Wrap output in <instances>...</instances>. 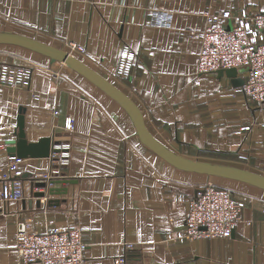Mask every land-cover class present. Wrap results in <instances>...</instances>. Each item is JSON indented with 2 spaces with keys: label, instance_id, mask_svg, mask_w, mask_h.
Returning <instances> with one entry per match:
<instances>
[{
  "label": "crops",
  "instance_id": "crops-1",
  "mask_svg": "<svg viewBox=\"0 0 264 264\" xmlns=\"http://www.w3.org/2000/svg\"><path fill=\"white\" fill-rule=\"evenodd\" d=\"M224 9L263 12L264 0H0V31L65 50L70 41L85 46L75 56L137 106L157 141L187 158L264 176V105L226 74L197 72L203 13ZM125 44L135 58L130 76L118 79ZM2 62L33 70L29 86L0 84L3 158L21 108L29 141L50 135L69 144L70 157L66 164L24 158V197L0 199V264H25L15 248L18 219L41 232L87 228L84 264H116L123 255L134 264H264V188L173 165L141 140L121 103L64 62L0 43ZM243 124L253 128L235 133ZM40 173L62 179L52 184L61 191L36 187ZM208 180L245 200L242 220L229 237L186 239L188 200ZM42 190L38 200L33 192Z\"/></svg>",
  "mask_w": 264,
  "mask_h": 264
},
{
  "label": "built area",
  "instance_id": "built-area-1",
  "mask_svg": "<svg viewBox=\"0 0 264 264\" xmlns=\"http://www.w3.org/2000/svg\"><path fill=\"white\" fill-rule=\"evenodd\" d=\"M204 27L198 31L200 48L197 58L199 74L214 73L220 68L235 67L243 70L242 91L251 100L264 105V11L249 13L245 10L232 12L224 9L219 12L207 10ZM191 32H195L193 29ZM66 50L76 55L85 51V46L70 41ZM135 54L130 45H123L115 70L118 79L130 76ZM33 70L29 65H16L8 62L0 64V84L12 88L29 86ZM195 82L199 83L197 77ZM65 127L73 128L70 118ZM253 127L243 124L235 133L250 131ZM51 157L66 164L69 162V144L55 145ZM24 158L9 155L3 158L0 147V199L3 202L19 201L24 197ZM40 176V177H39ZM49 178L40 173L36 178ZM186 218V239L209 237H229L241 222L246 202L231 189L219 186L212 180L201 185L188 200ZM84 227L53 228L37 231L25 219L16 221L14 235L15 248L25 264H84ZM126 247H131L126 243ZM116 264H134L125 255Z\"/></svg>",
  "mask_w": 264,
  "mask_h": 264
},
{
  "label": "water",
  "instance_id": "water-1",
  "mask_svg": "<svg viewBox=\"0 0 264 264\" xmlns=\"http://www.w3.org/2000/svg\"><path fill=\"white\" fill-rule=\"evenodd\" d=\"M0 43L20 45L34 51L40 52L50 57L51 61H61L72 67L76 71L91 79L94 83L104 89L109 95L121 103L132 117L141 140L150 146L155 152L164 157L173 165L186 170L197 171L208 175L221 176L226 178L245 181L264 188V176L253 171L239 168L232 165L213 163L208 161L194 160L176 154L171 149L157 141L146 129L142 116L137 106L112 83L107 81L94 69L84 63L79 57L69 53L67 50L55 45L43 42L37 38L10 31H0ZM220 75L226 74L231 77L235 86H242L244 79L238 76L239 70L235 67L220 68L217 70ZM16 138L9 141L7 151L10 155L18 157H51L53 151H59L55 147L58 141H54L52 136H44L37 141H29L25 130L24 109L21 108L17 116ZM26 176V174H25ZM33 184L38 188H46L50 194L59 193L60 187H53L52 184L59 183L58 178H34ZM46 190L34 191L33 195L38 198L45 196ZM39 203V201L37 202Z\"/></svg>",
  "mask_w": 264,
  "mask_h": 264
}]
</instances>
